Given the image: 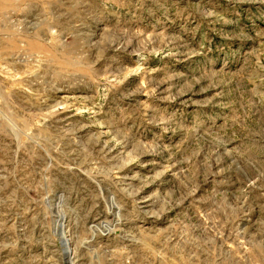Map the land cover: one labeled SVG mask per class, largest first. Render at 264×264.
I'll use <instances>...</instances> for the list:
<instances>
[{"label": "rangeland", "instance_id": "374dc122", "mask_svg": "<svg viewBox=\"0 0 264 264\" xmlns=\"http://www.w3.org/2000/svg\"><path fill=\"white\" fill-rule=\"evenodd\" d=\"M0 264H264V0H0Z\"/></svg>", "mask_w": 264, "mask_h": 264}, {"label": "bare ground", "instance_id": "6f19581e", "mask_svg": "<svg viewBox=\"0 0 264 264\" xmlns=\"http://www.w3.org/2000/svg\"><path fill=\"white\" fill-rule=\"evenodd\" d=\"M64 242V241H63ZM65 243V242H64ZM65 251V250H64ZM68 253V252H67Z\"/></svg>", "mask_w": 264, "mask_h": 264}]
</instances>
